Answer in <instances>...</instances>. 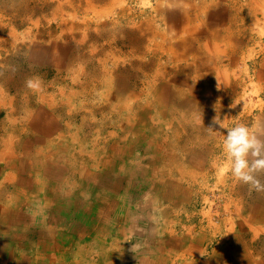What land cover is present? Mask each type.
Instances as JSON below:
<instances>
[{"label":"rangeland","instance_id":"rangeland-1","mask_svg":"<svg viewBox=\"0 0 264 264\" xmlns=\"http://www.w3.org/2000/svg\"><path fill=\"white\" fill-rule=\"evenodd\" d=\"M214 117L264 138V0H0V221L12 211L21 223L0 224V264H48L52 244L74 240L83 246L72 263L102 264L100 237L119 249L115 264L162 237L167 264H183L182 238L204 261L218 254L214 239L233 235L237 257L264 264V192L224 171ZM46 127L62 136L51 147L36 142ZM76 128L86 137L71 150ZM21 158L24 169L6 165ZM12 227L29 232L23 248L6 236Z\"/></svg>","mask_w":264,"mask_h":264},{"label":"bare ground","instance_id":"bare-ground-1","mask_svg":"<svg viewBox=\"0 0 264 264\" xmlns=\"http://www.w3.org/2000/svg\"><path fill=\"white\" fill-rule=\"evenodd\" d=\"M122 2V1H121ZM97 11V10H96ZM93 15V14H92ZM226 43V42H225ZM202 45H203V50L202 51H206V53L208 54L210 51H212V50H208V48L205 46V44L204 43H201ZM207 45H209V44H207ZM211 49V48H210ZM213 52H215V51H213ZM212 52V53H213ZM206 54V55H207ZM213 55V54H212ZM211 56V55H210ZM209 56V57H210ZM186 69H187V67H186ZM189 70V69H188ZM155 71H156V69H155ZM156 73V72H155ZM164 73V72H163ZM162 73V74H163ZM154 74V73H153ZM156 76V75H155ZM216 80V79H215ZM216 83V82H215ZM63 91V90H62ZM59 94H61L60 92H59ZM71 94V93H70ZM63 94H61V96H62ZM101 95V94H100ZM115 106V105H114ZM73 107V109L75 108L74 106H72ZM113 107V106H112ZM92 110L93 109H89L88 111L91 113L92 112ZM95 110H96V108H95ZM100 110H101V108H100ZM98 111V110H97ZM103 112V111H102ZM48 124H49V122H48ZM56 130V129H58V128H41V132H42V134H45V136L47 135V136H49L52 132L54 133L53 134V138H48L47 136H46V138H45V136L44 137H38V138H36L37 139V141L36 142H38V143H43L42 145L43 146H46V147H51L52 146V144L54 143V141L56 140V139H60V136H61V134L60 133H56L55 134V132L54 131H52V130ZM69 129V131H70V128H68ZM88 129V131L90 130L89 128H87ZM82 128H76V130H74L73 132V136H71L69 139H71V145H72V147L70 148L71 150L72 149H75V147L77 146V147H80L81 145H82V143H83V141H80V140H82V139H78V137H76L75 135H78V133L79 134H81L82 133V135H84L83 137H80V138H83V140H85V138L84 137H86V134L84 133V132H82ZM101 130L102 131H104L103 130V128H96V130L94 131V135H93V138L90 140V142H92L93 143V145L95 144V145H98L97 144V142H99V140L101 141V135H100V133H99V131L101 132ZM141 130V129H140ZM49 132H51V133H49ZM58 132V131H57ZM141 132V131H140ZM70 133V132H69ZM72 133V132H71ZM93 133V132H92ZM103 133V132H102ZM107 134V133H106ZM41 135V134H40ZM39 135V136H40ZM68 135V134H67ZM92 135V134H91ZM19 137V136H18ZM17 137V138H18ZM62 137V136H61ZM106 137V136H105ZM6 138V137H5ZM16 138V139H17ZM48 138V139H47ZM65 138H66V136H65ZM103 138V137H102ZM13 139V137H11L10 135H8V137H7V141L9 142V144H8V149L6 148V150H7V153H11V145H12V143H14V141L12 140ZM2 140V139H1ZM4 140V139H3ZM88 140V139H87ZM46 141H48V143L46 142ZM58 141V140H57ZM56 141V142H57ZM61 141H62V138H61ZM104 141V140H103ZM2 142V141H1ZM85 142V141H84ZM102 142V141H101ZM22 143V142H21ZM34 143V142H33ZM47 143V144H46ZM56 144V143H55ZM57 144H59V143H57ZM86 145H87V143H85ZM105 144V143H104ZM1 145V144H0ZM27 145H29V144H27ZM65 145V144H64ZM94 145V146H95ZM6 146V145H5ZM36 146V145H35ZM85 146V145H84ZM4 147V146H3ZM3 147H1V148H3ZM33 147V146H32ZM97 147V146H96ZM99 147H100V145H99ZM20 148V147H19ZM29 148V147H28ZM67 148H69V147H67ZM23 149V151H24V149L25 148H22ZM80 149V148H79ZM102 150H103V148H101ZM100 149V150H101ZM3 150H4V148H3ZM17 150V149H16ZM36 150V149H35ZM27 152H28V150H27ZM100 152V151H99ZM13 153V152H12ZM39 153H42V155H43V151H42V149L41 148H38V150L35 152V154H39ZM27 154V153H26ZM26 154H25V151L22 153V156H23V159H24V157H26ZM46 154V153H45ZM89 154V153H88ZM93 154V153H92ZM28 155V154H27ZM30 155V154H29ZM28 155V156H29ZM69 155V154H68ZM87 155V154H86ZM1 156H3V154H1L0 153V159H1ZM28 156H27V158H28ZM52 156H54L55 157V155H52ZM78 156V155H77ZM31 157V156H30ZM81 157V156H80ZM85 157V156H84ZM91 157V156H90ZM32 158H33V156H32ZM56 158V157H55ZM54 158V159H55ZM71 158V157H70ZM82 158V157H81ZM86 158V157H85ZM22 159V158H21ZM20 160V161H14L13 159H12V161L10 160V161H7V166L8 167H10V168H12L11 166H13V167H15L16 166V164H18L17 162H19V164H20V166H19V168H21V169H24V167L25 166H23V161H25V160ZM42 159V158H41ZM79 159V158H78ZM43 160V159H42ZM81 160V159H80ZM35 161H36V159H35ZM70 161V160H69ZM68 161V162H69ZM86 161V160H85ZM90 161V160H89ZM30 162V161H29ZM42 162V161H41ZM72 162V161H71ZM79 162V161H78ZM98 162H99V159H98ZM97 162V163H98ZM74 163V162H73ZM72 163V164H73ZM90 163V162H89ZM96 163V164H97ZM18 164V165H19ZM69 164V163H68ZM75 164V163H74ZM82 164V163H81ZM103 164V163H102ZM105 164V163H104ZM103 164V165H104ZM111 164V163H110ZM34 166H36L37 168H38V164H37V162H35V165ZM74 167V166H73ZM78 167V166H77ZM83 167H85V166H83ZM98 167V166H97ZM28 168H30V167H28ZM69 168V167H68ZM67 168V169H68ZM41 169V168H40ZM84 169H86V167L84 168ZM73 170H74V168H73ZM178 171V170H177ZM186 171V170H185ZM189 171V170H188ZM194 171V170H193ZM41 173V172H40ZM43 173V172H42ZM71 173V172H70ZM187 173V172H186ZM191 173V172H190ZM183 174V173H182ZM192 174V173H191ZM42 176V175H41ZM70 177V176H69ZM95 177V176H94ZM40 178H42V177H40ZM61 178V177H60ZM65 178V177H64ZM63 178V179H64ZM67 178H68V176H67ZM73 178V177H72ZM75 178V177H74ZM50 180H53V179H50ZM82 180V179H81ZM63 181V180H62ZM94 181V180H93ZM92 181V182H93ZM82 182L83 183H85L86 181L85 180H82ZM63 183V182H62ZM65 183V182H64ZM73 184H74V182H73ZM77 184V183H76ZM81 184V183H80ZM79 184V185H80ZM88 184V183H87ZM95 184V183H94ZM50 186V185H49ZM52 186V185H51ZM61 186V185H60ZM71 186V185H70ZM47 187V186H46ZM87 188H88V186H86ZM71 188L73 189V186H71ZM75 188V187H74ZM14 190V189H13ZM74 190V189H73ZM72 190V191H73ZM85 190V189H84ZM18 191V190H17ZM46 191V190H45ZM48 191V190H47ZM66 191V190H65ZM64 192V191H63ZM69 192V191H68ZM71 192V191H70ZM15 193V192H14ZM20 193H21V191H20ZM80 193V192H79ZM100 193V192H99ZM55 194V193H54ZM25 194H22L21 196H24ZM56 195V194H55ZM52 196V195H51ZM63 197V196H62ZM105 197V196H104ZM110 197V196H109ZM66 198V197H65ZM67 199V198H66ZM18 198H11L10 199V205L12 204V205H14V206H16L17 205V203H18ZM61 201V200H60ZM102 201V200H101ZM184 201V200H183ZM52 202V201H51ZM57 202V201H56ZM100 202V201H99ZM102 203V202H101ZM103 204H105V203H103ZM9 205V206H10ZM11 205V206H12ZM61 205V204H60ZM86 206V205H85ZM80 207H81V205H80ZM89 207V206H88ZM104 207V206H103ZM6 208H8L9 209V207L8 206H6ZM75 210V209H74ZM88 210V209H87ZM86 211V210H85ZM92 211V210H91ZM99 211V210H98ZM109 211V210H108ZM106 212H107V209H106ZM65 213H67V212H65ZM99 213V212H98ZM97 214V213H96ZM107 214V213H106ZM89 215V214H88ZM88 215H85L84 214V220L85 221H89L90 220V217H92V216H88ZM56 216H57V214H56ZM18 213L17 212H10V213H8V215H6V218H5V220L4 221H0V224L2 223V224H5L7 221H10L11 222V224H21L19 221H18ZM35 218V217H34ZM188 218V217H187ZM53 219V218H52ZM30 220V219H29ZM28 220V221H29ZM103 220V219H102ZM23 221V220H22ZM100 221V220H99ZM109 221V220H108ZM188 221V220H187ZM10 222H9V224H10ZM91 222V221H90ZM190 224V223H189ZM8 225V224H7ZM11 226V225H10ZM34 226V225H33ZM102 226V228H103V225H101ZM185 227V226H184ZM7 228V227H6ZM94 228V227H93ZM10 229V231L9 230H6L5 232V234H6V236L8 235V233L9 232H11V234H12V237H13V239H15V240H19L21 243H20V245H21V247L23 248V239H25V238H27V235H28V233L29 232H25V230H24V228H19L18 230L16 229V230H14V231H12L13 229H15L14 227H12V228H9ZM83 229H84V232L83 233H78L79 235H81L83 238H84V236H85V234H87V230H88V227L85 225V226H83ZM100 227H97L96 229H95V231H94V233L96 234V235H98L99 234V232H100ZM104 229V228H103ZM107 229H108V226H107ZM106 229V230H107ZM191 229V228H190ZM193 229V228H192ZM185 230H188V229H185ZM1 231V230H0ZM87 231V232H86ZM108 231V230H107ZM119 232V231H118ZM125 232V231H124ZM75 234V233H74ZM94 234V235H95ZM201 234V233H200ZM4 235V234H3ZM226 235V234H225ZM228 235V234H227ZM1 236V235H0ZM10 237V236H9ZM104 238V237H103ZM3 239V238H2ZM115 240H117V239H115ZM5 241V240H4ZM52 241V240H51ZM8 242V241H7ZM95 242V241H94ZM102 242H104L103 241V239L100 237L99 239H97V243H98V247H99V250H97V252H98V254L100 255V254H102L107 260L104 262L103 261V263L104 264H115L114 263V260H112V258H114V257H116V256H118L117 255V252L119 251V249L116 247V246H114L115 248H111V249H106V247L104 248L103 246H102ZM162 242V241H161ZM4 243V242H3ZM38 243V242H37ZM57 243V242H56ZM226 244V243H225ZM50 245V244H49ZM52 245H54V251H52V254H51V260H50V262L48 263V264H63L62 262H60V261H58L57 259H60L61 261H62V258H63V256H62V254H63V249L65 248V247H67L66 249H64L65 251L68 249V246H70V248H69V250H68V256H67V259H68V257H70L69 255H72V254H78L79 253V248L80 247H82L83 245L80 243V241H78V240H74L71 244L70 243H68V244H66L65 246H64V248L62 249L61 247H59V246H57V245H55V244H52ZM113 245V244H112ZM112 245H110V246H112ZM190 245V244H189ZM201 245V244H200ZM39 246V245H38ZM110 246H109V248H110ZM219 246V245H218ZM47 247H48V245H47ZM72 247V248H71ZM108 247V246H107ZM121 247V246H120ZM158 247V246H157ZM206 247V246H205ZM24 248H25V246H24ZM158 248H160V247H158ZM37 249V248H36ZM80 250H82V249H80ZM104 250V251H103ZM240 250H242V249H240L239 248V252H240ZM46 251H47V249H46ZM219 251H221V252H226L225 251V249L224 248H220L219 249ZM50 252H51V250H50ZM82 252V251H81ZM90 252V251H89ZM126 252V251H125ZM124 252V253H125ZM212 253V252H211ZM243 253V252H242ZM41 254V253H40ZM89 254V253H88ZM97 254V255H98ZM180 254V253H179ZM236 254H237V252H236ZM235 254V256H237ZM241 254V253H240ZM35 255V254H34ZM86 255V254H85ZM91 255V254H90ZM119 255H121V254H119ZM210 255V254H209ZM184 256V255H183ZM240 256V255H239ZM127 257V256H126ZM178 257V256H177ZM176 257V258H177ZM226 257V256H225ZM230 257V256H229ZM228 257V258H229ZM41 258H42V256H41ZM85 258V257H84ZM174 258V257H173ZM184 258V257H183ZM235 258H237V257H235ZM81 259V258H80ZM88 259V258H87ZM139 259H141V258H139ZM159 259V258H158ZM209 259V258H208ZM245 259V258H244ZM36 259H32L31 261H35ZM44 260V259H43ZM89 260H90V258H89ZM111 260V261H110ZM148 260V259H147ZM181 260V259H180ZM191 260V259H190ZM194 260V259H193ZM201 260V259H200ZM222 260V259H221ZM65 261V260H64ZM68 261H69V263L70 264H80V262H74V263H72L73 262V258L72 257H70V259H68ZM79 261H81V260H79ZM92 262L90 263H88L87 261H84V263L83 264H97V262H99L98 260H96V261H93V260H91ZM119 259H118V261L116 262V263H119ZM161 261V260H160ZM219 261H220V259H219ZM218 261V262H219ZM243 261H245V260H243ZM248 261V260H247ZM250 261V260H249ZM249 261L247 262V263H249ZM43 262V261H42ZM42 262H40V263H36V262H34V264H42ZM155 262V261H154ZM173 262V261H172ZM102 263V264H103ZM144 263V262H143ZM152 263V262H151ZM224 263V262H223ZM232 263V262H231ZM237 263V262H236ZM171 264V263H170ZM207 264V263H206ZM246 264V263H245Z\"/></svg>","mask_w":264,"mask_h":264},{"label":"clouds","instance_id":"clouds-1","mask_svg":"<svg viewBox=\"0 0 264 264\" xmlns=\"http://www.w3.org/2000/svg\"><path fill=\"white\" fill-rule=\"evenodd\" d=\"M30 89H39V81H27ZM233 107L236 104L232 105ZM203 122V120H202ZM223 129L226 132L223 148L230 161V166L224 171L230 172L231 177L238 183L247 185L250 190L264 192V138L254 133L247 125L238 124L228 127L221 119L213 118L208 128Z\"/></svg>","mask_w":264,"mask_h":264},{"label":"crops","instance_id":"crops-1","mask_svg":"<svg viewBox=\"0 0 264 264\" xmlns=\"http://www.w3.org/2000/svg\"><path fill=\"white\" fill-rule=\"evenodd\" d=\"M233 237L235 238V240H234L235 242L232 244L230 242H227V245H224L226 237L223 239V237L220 238V236H219L218 238L214 239L212 247L214 248L215 252L218 251V254L216 255V253H215L213 258L204 259V261L201 258V254L204 253L205 249L203 251H202V249H197V248L194 249V246L191 243L192 238H188V239L186 237L182 238L181 240H179L180 243H182L184 246V248H182L180 251V257H184V262H182V263L183 264H206V263L207 264H245V263L248 264L247 262L250 259H252L249 256H247V255L243 256V257L242 256H238V257L235 256L236 250L240 248L238 245H240L241 241L236 239V238H239L236 235L235 236L233 235ZM156 239L157 240H155L153 243L160 248L149 247L148 250H146V251H148V254H146V253H143L141 255L132 254V256H130V254H127L126 256L128 257L129 262H126V260H127L126 256H124L123 258H118V259H121V260L125 259V262L123 264H167V252L169 254H173V251L171 250V248L170 249L167 248V238L162 237V238H159V239L156 238ZM205 239H206V237H205ZM187 240H190V243L187 242ZM189 244H191V245H189ZM188 245H189V247H187ZM220 248H224L226 252L219 251ZM241 251L242 250H240V252ZM183 252H184V254H187V256H183L182 255ZM193 252H195V256H192ZM225 256H230L229 258H231L234 262L231 263V261H228L227 263H225L224 262V258H226ZM235 257H237V258H235ZM139 258H141V259H139ZM185 259H186V261H185ZM219 259H220V261H219ZM243 260H245V261H243ZM253 264H255V263H253Z\"/></svg>","mask_w":264,"mask_h":264}]
</instances>
